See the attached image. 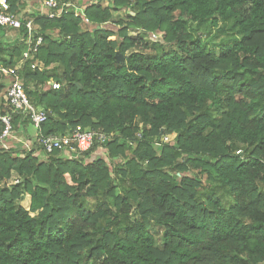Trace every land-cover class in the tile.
<instances>
[{
  "label": "trees",
  "instance_id": "obj_1",
  "mask_svg": "<svg viewBox=\"0 0 264 264\" xmlns=\"http://www.w3.org/2000/svg\"><path fill=\"white\" fill-rule=\"evenodd\" d=\"M8 2L0 69L48 117L0 144V264H264V0H100L84 30ZM76 127L105 140H37Z\"/></svg>",
  "mask_w": 264,
  "mask_h": 264
},
{
  "label": "built area",
  "instance_id": "obj_2",
  "mask_svg": "<svg viewBox=\"0 0 264 264\" xmlns=\"http://www.w3.org/2000/svg\"><path fill=\"white\" fill-rule=\"evenodd\" d=\"M90 0H24L26 6L34 7L38 10L41 16H45L47 19H56L66 16H73L80 20L82 25L88 26L90 24L89 19L85 15V8ZM0 26L9 29H20L23 23L16 13L10 9L8 0H0ZM26 28L30 32L31 23H27ZM154 37V36H153ZM42 39L38 38L35 42L36 51L37 47L41 44ZM27 56V53L24 57ZM31 69L38 68V63L31 64ZM0 72L3 76L9 77L11 82L4 95L9 114L0 117L1 122L4 125L3 133L0 135V144L5 147L4 141L11 136L12 132V116L20 115L26 118L37 129L40 125L47 120L48 112L39 107H34L30 101L24 89L21 85L18 67L14 68H2ZM48 85L53 90L60 89V84L54 81H49ZM104 141L102 135L96 134L93 131L76 127L72 132L67 135H42L39 132L38 142L46 153H52L54 150H66L85 151L90 148L92 142L96 139ZM18 181L15 180L14 183Z\"/></svg>",
  "mask_w": 264,
  "mask_h": 264
},
{
  "label": "crops",
  "instance_id": "obj_3",
  "mask_svg": "<svg viewBox=\"0 0 264 264\" xmlns=\"http://www.w3.org/2000/svg\"><path fill=\"white\" fill-rule=\"evenodd\" d=\"M22 62V60H21ZM31 127H27V129H22V128H19L17 131H15V133H13L12 136H9L5 141H4V144H5V147H8L11 142H18V143H23V145L25 146V143H26V139H30V140H33L34 136H35V131L30 129ZM33 128V127H32ZM35 128V127H34ZM15 181V180H14ZM14 183V182H12ZM24 199H28V207L30 205V196L29 195H26L24 197ZM23 199V200H24ZM23 202V201H22ZM27 202V201H26ZM25 207V206H24Z\"/></svg>",
  "mask_w": 264,
  "mask_h": 264
},
{
  "label": "rangeland",
  "instance_id": "obj_4",
  "mask_svg": "<svg viewBox=\"0 0 264 264\" xmlns=\"http://www.w3.org/2000/svg\"><path fill=\"white\" fill-rule=\"evenodd\" d=\"M98 1H100V0H90L89 1V3L90 4H94L95 2H98ZM103 2L105 3V4H107L108 2H107V0H103ZM34 8V7H33ZM32 7H29V6H25V10H24V12H33V10H35V9H33ZM121 14H124V11H121L120 12ZM82 29L84 30V29H88V27L87 26H83L82 27ZM129 34L132 36V37H136V36H138L139 35V31H136V30H130L129 31ZM156 35H158V37H161V34H156ZM12 38H10V40H11ZM4 40H6L7 41V39H4ZM25 51H24V54H23V58H25L24 56H25ZM174 137H175V135L174 134H172V135H170V136H165V138H164V142H166V143H169V142H172V140L174 139ZM27 147V146H26ZM27 201V202H26ZM22 204V206H25V208L26 209H28V204H29V202H28V199H24L23 200V202L21 203ZM33 215V214H32Z\"/></svg>",
  "mask_w": 264,
  "mask_h": 264
},
{
  "label": "water",
  "instance_id": "obj_5",
  "mask_svg": "<svg viewBox=\"0 0 264 264\" xmlns=\"http://www.w3.org/2000/svg\"><path fill=\"white\" fill-rule=\"evenodd\" d=\"M162 141H164V138H162Z\"/></svg>",
  "mask_w": 264,
  "mask_h": 264
}]
</instances>
